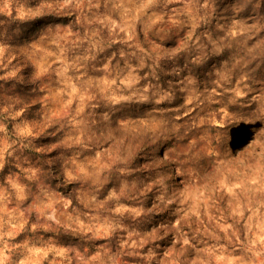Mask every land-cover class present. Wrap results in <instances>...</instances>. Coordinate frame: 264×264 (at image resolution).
<instances>
[{"label": "rangeland", "instance_id": "obj_1", "mask_svg": "<svg viewBox=\"0 0 264 264\" xmlns=\"http://www.w3.org/2000/svg\"><path fill=\"white\" fill-rule=\"evenodd\" d=\"M0 264H264V0H0Z\"/></svg>", "mask_w": 264, "mask_h": 264}]
</instances>
